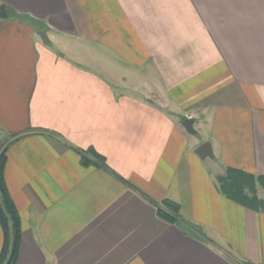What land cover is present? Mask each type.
<instances>
[{
	"label": "crops",
	"instance_id": "1",
	"mask_svg": "<svg viewBox=\"0 0 264 264\" xmlns=\"http://www.w3.org/2000/svg\"><path fill=\"white\" fill-rule=\"evenodd\" d=\"M1 5L16 264H264V0ZM228 169L252 178L248 202L220 191Z\"/></svg>",
	"mask_w": 264,
	"mask_h": 264
},
{
	"label": "trees",
	"instance_id": "2",
	"mask_svg": "<svg viewBox=\"0 0 264 264\" xmlns=\"http://www.w3.org/2000/svg\"><path fill=\"white\" fill-rule=\"evenodd\" d=\"M9 14L10 10H7ZM93 156L103 161L102 157L94 151H89ZM82 163L88 165L89 161L82 157ZM5 154L3 146L0 145V228L3 236V243L0 249V264H16L21 244V223L19 215L9 197L4 181ZM252 178L241 171L228 169L226 175L219 181L220 191L227 197L244 200L245 190L251 189ZM167 210H158V215L169 224H177L176 217L177 207L172 203L165 202ZM187 229L197 236H204L202 231L193 225H185Z\"/></svg>",
	"mask_w": 264,
	"mask_h": 264
},
{
	"label": "water",
	"instance_id": "3",
	"mask_svg": "<svg viewBox=\"0 0 264 264\" xmlns=\"http://www.w3.org/2000/svg\"><path fill=\"white\" fill-rule=\"evenodd\" d=\"M8 14L9 12L7 11L6 7L1 5L0 6V19H6L8 17ZM39 35L42 40L47 41V38L45 37V33L40 32ZM181 126L184 128L186 133H188L189 135H192V136L196 135V131L193 129L192 119L185 118L183 121H181ZM194 153L200 159L213 157L211 145L208 142H205L199 145L197 149L194 151Z\"/></svg>",
	"mask_w": 264,
	"mask_h": 264
},
{
	"label": "rangeland",
	"instance_id": "4",
	"mask_svg": "<svg viewBox=\"0 0 264 264\" xmlns=\"http://www.w3.org/2000/svg\"><path fill=\"white\" fill-rule=\"evenodd\" d=\"M193 129L196 131L197 134L195 136L191 135L192 139H196L198 142H200L199 140L203 138H207L206 136H207L208 130L205 125H202V123L201 125L200 124L195 125Z\"/></svg>",
	"mask_w": 264,
	"mask_h": 264
}]
</instances>
